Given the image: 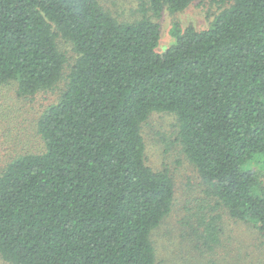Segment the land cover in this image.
<instances>
[{"label":"trees","instance_id":"16d2710c","mask_svg":"<svg viewBox=\"0 0 264 264\" xmlns=\"http://www.w3.org/2000/svg\"><path fill=\"white\" fill-rule=\"evenodd\" d=\"M195 1L147 0L154 18ZM209 1L219 10L209 27L173 23L160 52V26L145 15L120 23L97 0H0V88L28 98L63 83L36 122L43 151L0 172L3 262L156 264L150 235L174 192L144 155L153 113L175 117L215 206L264 237L253 170L264 171V0ZM218 218L194 235L199 248L218 244Z\"/></svg>","mask_w":264,"mask_h":264},{"label":"rangeland","instance_id":"374dc122","mask_svg":"<svg viewBox=\"0 0 264 264\" xmlns=\"http://www.w3.org/2000/svg\"><path fill=\"white\" fill-rule=\"evenodd\" d=\"M97 1L120 23L134 22L144 15L156 21L160 26L157 48L160 52L171 42L169 30L173 23L201 31L209 27L219 12L211 1L197 0L181 13L171 15L164 10L160 18H154L147 0ZM62 50L68 59L75 57L69 44H62ZM12 88H0V172L17 156L43 151L36 122L47 107L57 102L63 83L28 98L17 96ZM141 135L147 165L154 171L166 170L174 192L170 213L150 235L156 264H264V237L250 224L231 219L215 206L214 198L176 140L175 117L167 113L151 114L141 126ZM253 170L259 172L264 184V171L258 167ZM216 216H220L216 219L220 232L218 244L211 251L199 248L194 235L202 232L204 223ZM0 264L7 263L0 258Z\"/></svg>","mask_w":264,"mask_h":264}]
</instances>
